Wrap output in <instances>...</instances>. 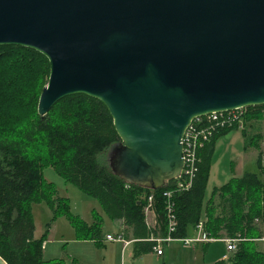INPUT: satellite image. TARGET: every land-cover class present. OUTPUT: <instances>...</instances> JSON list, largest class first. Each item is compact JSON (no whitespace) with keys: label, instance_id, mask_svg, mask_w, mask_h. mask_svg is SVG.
<instances>
[{"label":"water","instance_id":"95a60500","mask_svg":"<svg viewBox=\"0 0 264 264\" xmlns=\"http://www.w3.org/2000/svg\"><path fill=\"white\" fill-rule=\"evenodd\" d=\"M0 45L48 60L40 117L99 100L120 139L111 171L149 190L180 175L194 118L264 104V0H0Z\"/></svg>","mask_w":264,"mask_h":264},{"label":"trees","instance_id":"16d2710c","mask_svg":"<svg viewBox=\"0 0 264 264\" xmlns=\"http://www.w3.org/2000/svg\"><path fill=\"white\" fill-rule=\"evenodd\" d=\"M48 75V60L40 53L22 46L0 45V257L7 264H65L63 259L43 258L46 233L39 239L33 237L32 205L40 203L50 209L53 218L66 216L77 239L100 245L101 220L87 224L73 215L67 198L59 196L55 186L44 179L46 167L95 198L110 219L122 221L134 239L135 258L153 251L156 242L151 238L158 232L166 235L162 193L172 181L149 190L125 183L113 174L102 158H109L120 146V139L107 108L95 98L67 96L40 117L37 102ZM245 111V121L249 117L264 118V104L248 106ZM233 128L218 126L211 139L197 150L190 187L172 195L176 226L171 235L176 239L186 237L201 221L204 234L210 238H243L232 252L231 264H264V253L256 247L263 236L254 224L255 220L264 224L262 153L256 159L257 172L231 177L222 186L213 187L205 199L215 141ZM217 192L223 204L215 216L210 206ZM149 195L153 197L159 230L148 227L145 221Z\"/></svg>","mask_w":264,"mask_h":264},{"label":"rangeland","instance_id":"374dc122","mask_svg":"<svg viewBox=\"0 0 264 264\" xmlns=\"http://www.w3.org/2000/svg\"><path fill=\"white\" fill-rule=\"evenodd\" d=\"M245 117V116H244ZM248 119V120H247ZM246 121L243 118L242 128L234 127L229 130L227 134L220 136L215 141L214 153L211 159V169L209 178L206 185L205 199L211 194V190L214 186H220L225 182L226 179H230L232 176L241 175L244 172H257L256 158L258 153H262L261 161L264 162V118H247ZM244 129V130H243ZM245 132V138L241 136L243 131ZM257 140V142H255ZM255 143L257 147H255ZM246 144V145H245ZM108 153V152H107ZM105 163L108 162V155L102 158ZM43 177L47 182L52 183L55 186L57 194L63 198H67L70 212L73 215H78L84 222L92 224L94 221L100 223L101 220V234L103 237L104 245L95 247L92 244H77V242L70 241L74 235V228L66 216L60 215L53 218L50 209L44 204H33L32 215L34 219V231L33 237L39 239L44 233L46 237L43 243V258L44 259H63L65 264H77L75 261V251H79L78 261L81 264H123L120 254V247L114 246L113 250L107 253L104 251L105 248L114 244L115 241L109 242L104 237L106 234L116 236L118 228L115 225L116 220L110 219L103 211L99 202L83 192H81L74 185L66 182L60 175H58L52 167H46L43 169ZM223 204V197L220 192H217L211 201V208L214 210V215L217 216L221 211ZM247 206H244V208ZM260 207L263 208L261 204ZM149 213V212H148ZM147 213V214H148ZM206 217L203 216V221ZM255 227L264 236V224L260 220L254 221ZM215 256L219 257L221 253L227 254V259L223 261V264H231V251H225V242H214L211 244ZM210 245V246H211ZM171 246L175 247H188L183 245L180 241L170 242L165 246V254L170 256L169 249ZM257 249L264 252V240L257 241ZM129 251L133 254L132 246H129ZM182 249V248H181ZM180 249V250H181ZM186 251H192L191 248H185ZM113 253V255H112ZM202 264H214L215 256L211 257V251L201 252ZM73 254V255H72ZM187 254H183L180 251H176L175 254L165 261L164 264H180L183 257ZM73 256V257H72ZM133 258L137 261V264H144L141 258ZM159 258V257H158ZM74 261V263H72ZM76 262V263H75ZM161 264L162 260L160 261ZM79 263V264H80ZM124 264H130L129 258L124 260Z\"/></svg>","mask_w":264,"mask_h":264},{"label":"built area","instance_id":"2783aa9c","mask_svg":"<svg viewBox=\"0 0 264 264\" xmlns=\"http://www.w3.org/2000/svg\"><path fill=\"white\" fill-rule=\"evenodd\" d=\"M245 109L246 107L236 108L229 111L212 112L204 116L196 117L190 122V124L184 131L181 139L183 166L180 175L177 178L171 180L172 183L169 184L168 187L162 193V196L165 198V217L167 222L166 235L160 238H151L156 242V246L153 250L158 255L162 254L163 243H168L176 239L173 238L171 235V233L175 230L176 226L172 195L178 191H185L190 187L192 179L196 172L197 150L202 148L203 145L211 139L216 129H218V126L219 128H224L225 126L227 128H242L243 118L246 113ZM151 210H153V197L152 195H149L147 197L145 214H147ZM196 228H198L199 230L203 229L201 221L198 223ZM119 239L120 237H114L112 235L106 236V240L108 241H118ZM178 240H180L183 245L192 247L197 242L210 241L214 239L203 234V236L200 238L183 237L179 238ZM241 240H243V238L240 237L223 239L226 244V250L231 252L236 250V245Z\"/></svg>","mask_w":264,"mask_h":264},{"label":"crops","instance_id":"0c3cea01","mask_svg":"<svg viewBox=\"0 0 264 264\" xmlns=\"http://www.w3.org/2000/svg\"><path fill=\"white\" fill-rule=\"evenodd\" d=\"M245 132H242V134H241V136L243 138H245L244 135H243ZM215 144H216V142H215ZM214 148H215V146H214ZM244 173H255V172H244ZM243 174H241L239 176L238 175L232 176V177H241ZM228 180H229V178L226 179L224 183H226ZM224 183H222L220 186H222ZM220 186H214V188H218ZM145 221H146V224H147L148 227H150V228H158V230H159V225L157 224V220H156V214L154 213L153 210L149 211L148 214H145ZM116 222L117 223H115V225L118 228V233H116V236H114V237H120V239L118 241H115L116 243H118L117 245L112 244L109 247H107V248L104 249V251L106 252V256H107V253L108 252H110L111 250H113L114 246H118V247H120V252H122V254H120V257H121V260H122V263L123 264H124V260H126V258H129L130 264H137V261L133 258V254H131L130 251H129V249H128L130 245L132 246V244L134 242V239L131 237V235L129 234V232L126 230V228L123 225V223H122L121 220H116ZM87 224H89V223H87ZM101 232H102V230H101ZM203 234H204L203 229H200V230L198 228H196V229H190L189 232H188V235L186 237L187 238H198V237L200 238V237L203 236ZM107 235H110V234H106V236ZM157 237L160 238V237H163V235L159 234V232H158V236ZM72 239H73V241L77 242V244H92L95 247H99L102 244L104 245V241H103L102 234H101V238H100V245L96 244L92 240H79V239H77L76 238L75 230H74V235L69 240L72 241ZM105 239H106V237H104V240ZM223 239L224 238L214 239V240H210V241L197 242L192 247H185V248H188V249L191 248L192 251H189V252L185 250L184 246H182V247L171 246L170 249H169L170 256L167 258L168 255L167 256L166 255L164 256V254H165V246L168 245V243H170V242H175V241L180 242V240L175 239V240H172V241H170L168 243H163L162 244V254L161 255H158L153 250V251H151V252H149V253H147L145 255L139 256L137 258H141V260L144 261V264H161V262H160L161 260H162V263L164 264L165 261L168 262V259H171V257L175 254L176 251H180L183 254H187L186 257H183L181 259L180 264H202V261H201V255H202V253L201 252H205V251L209 250V248H210L211 257H214L215 256V251H213V246L211 244L214 243V242H216V241L217 242H224ZM261 240H264V236L260 240H258V241H261ZM109 242L114 243L113 241H109ZM42 248H43V250L46 249V248H44L43 245H42ZM224 248H225V251L227 252L226 246ZM132 250H133V247H132ZM79 254H80L79 251H75L74 258H75V261L77 260L76 261L77 264L80 263L78 261V258H77V257H79L78 256ZM112 255H113V253H112ZM227 257H228L227 254L225 252H223V253H221V255L219 257H216L215 260H218L219 259L218 261H220V260L224 261L225 259H227ZM216 262L217 261H215L214 263H216Z\"/></svg>","mask_w":264,"mask_h":264}]
</instances>
